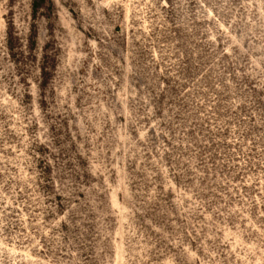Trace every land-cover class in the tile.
I'll use <instances>...</instances> for the list:
<instances>
[{
	"label": "rangeland",
	"instance_id": "374dc122",
	"mask_svg": "<svg viewBox=\"0 0 264 264\" xmlns=\"http://www.w3.org/2000/svg\"><path fill=\"white\" fill-rule=\"evenodd\" d=\"M168 5L133 0L127 9L124 35L145 80L132 87L155 97L151 119L140 109L139 122H159L147 144L131 123L118 129L135 141L129 146L113 139L111 123H100L99 134L87 120L80 128L73 111L83 116L92 91L108 104L105 69L121 87L112 59L124 48V9L109 12L98 0H0V102L16 101L30 141L24 148L5 124L0 154L14 162L0 163L4 264H264V0ZM145 45L160 58L154 69L144 67L153 59ZM65 61L75 70L65 71ZM230 99L243 103L233 108Z\"/></svg>",
	"mask_w": 264,
	"mask_h": 264
},
{
	"label": "clouds",
	"instance_id": "9594fccd",
	"mask_svg": "<svg viewBox=\"0 0 264 264\" xmlns=\"http://www.w3.org/2000/svg\"><path fill=\"white\" fill-rule=\"evenodd\" d=\"M54 2L58 3L59 0H54ZM100 6L107 8L109 12L113 11V8H122L124 9V23L121 25V43L124 45V48H115L114 51L116 52L119 59H112V63L119 69L120 71V81H121V87L119 89L115 88L114 84L111 80H107V77L111 75L110 71L108 69L104 70V76H105V83L108 85L109 88L112 89L113 97L108 101V104L106 105L104 101L100 98V96L92 91V99L90 102L89 107L84 110V114L81 117L80 116V110L76 109L73 106V111L76 113L78 117H80L77 121V124L80 128H84L85 121L87 122L97 130V134L101 131L100 129V123H111L113 125V128L116 129L113 133H111L114 140H125L127 141L128 145L131 146L135 143V141L132 140L131 136L125 131L123 135H121L120 131L118 129L120 128H127V124L131 123L137 133L136 140L144 142L145 144L148 143L149 137H148V130L150 128H158L159 122L156 124H149L148 126H145L141 124L139 121L142 119L140 116V109H143V115L151 119L152 115L154 114L153 109V101L155 97H153L152 93L147 90V88H142L141 92H137V89L135 87H132V83L135 82L136 79H140L141 83H145V80L140 76L141 69L140 67L134 66L132 63V60L135 59V57L131 56V48L129 41L127 40L126 32H127V9L133 5V0H98ZM136 3H139V0H135ZM159 3L162 7L168 8V0H159ZM138 12H142L143 9H137ZM40 17H37V21H39ZM141 20H143V16L140 17ZM160 19H163V14H160ZM160 24V20H157L152 27L155 28L157 25ZM95 27V25H93ZM37 30H39V23L37 22ZM181 29L177 27V31H180ZM103 34L100 37L102 41L107 43L111 40V36L109 35V32L111 29H104L102 30ZM190 31V29H189ZM145 34L149 32L148 28L144 29ZM107 38V39H105ZM21 39V43L22 38ZM144 39H148V36L145 35ZM144 39L141 40V44H144ZM90 49L93 52V54L98 50V45L95 40L89 41ZM65 48H71L70 45H68L66 42L64 44ZM147 54L149 57H152L151 64L144 65L145 68H152L154 69L155 63L158 62L160 59L159 57H155V48L145 45ZM23 51V50H22ZM227 51V50H226ZM229 55L231 53L229 52ZM24 56H27V53L24 52ZM82 58V57H81ZM79 59V58H78ZM121 60L123 63H121ZM191 53H190V63H191ZM98 63V61H97ZM171 64V61L169 62ZM253 64H256L257 67H259L256 60H253ZM195 67V65H193ZM75 70L73 66L68 62L65 61L64 63V70ZM262 72H264V69H261ZM163 73V69H161V74ZM4 73H0V76H3ZM147 76L148 73H145ZM192 75L195 77L199 75L198 71H193ZM235 75L237 77L241 76L242 73L240 71H236ZM130 78H132L130 82ZM113 80L116 79L115 76L112 77ZM231 77H228V82L230 83ZM88 83H91L94 85L97 89L100 91H103V85L98 83L95 80L89 79L87 81ZM147 83L155 88V91L157 94L159 92L163 91L162 88L156 86V80L155 78H152L149 76ZM131 89V90H130ZM182 91V89H181ZM142 93V94H141ZM0 94L7 95L6 91L4 90V86L0 84ZM33 96H35V93H32ZM10 99V98H9ZM181 99H184L181 97ZM63 101H61V104ZM243 103V101H239L237 99H230L229 106L233 108H237L240 106V104ZM22 111V109H19V106L17 105L16 101L10 100L9 105L7 107L4 106L3 102H0V114H3L7 117V119L3 122H0V138H4L6 135L5 130V124L7 125V132H10L12 134H15L17 136H20V143L23 145L24 148L28 147V144L30 143L29 138L27 136V133L23 131L24 125L22 121H20V117L17 116V111ZM116 117H123L125 120L124 125H116L115 120ZM167 118V117H166ZM20 123V127H17V123ZM84 133H82L83 135ZM37 142L39 144H47L48 141L43 136H37L36 137ZM123 147V145H121ZM12 147L13 151H15V146L7 145L5 144V148ZM82 148L83 145H80ZM18 157L20 154H17ZM95 155V153H93ZM26 159V157H25ZM13 163L14 161L9 160L6 158L3 154H0V163ZM47 163L52 164L51 161H48ZM53 169H55V165L52 164ZM3 170V169H0ZM93 175H96L95 171L92 173ZM0 264H4L3 260V254L0 253Z\"/></svg>",
	"mask_w": 264,
	"mask_h": 264
}]
</instances>
